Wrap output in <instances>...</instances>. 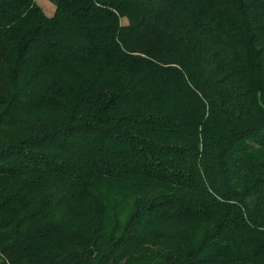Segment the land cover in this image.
<instances>
[{"label": "trees", "instance_id": "16d2710c", "mask_svg": "<svg viewBox=\"0 0 264 264\" xmlns=\"http://www.w3.org/2000/svg\"><path fill=\"white\" fill-rule=\"evenodd\" d=\"M0 0V264H264V0Z\"/></svg>", "mask_w": 264, "mask_h": 264}, {"label": "rangeland", "instance_id": "374dc122", "mask_svg": "<svg viewBox=\"0 0 264 264\" xmlns=\"http://www.w3.org/2000/svg\"><path fill=\"white\" fill-rule=\"evenodd\" d=\"M36 2L41 6L46 15L52 16L54 14L55 5L51 0H36Z\"/></svg>", "mask_w": 264, "mask_h": 264}]
</instances>
